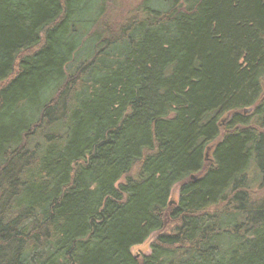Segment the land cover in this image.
Returning <instances> with one entry per match:
<instances>
[{
  "label": "trees",
  "instance_id": "obj_1",
  "mask_svg": "<svg viewBox=\"0 0 264 264\" xmlns=\"http://www.w3.org/2000/svg\"><path fill=\"white\" fill-rule=\"evenodd\" d=\"M119 3L0 0V264H264V0Z\"/></svg>",
  "mask_w": 264,
  "mask_h": 264
},
{
  "label": "rangeland",
  "instance_id": "obj_2",
  "mask_svg": "<svg viewBox=\"0 0 264 264\" xmlns=\"http://www.w3.org/2000/svg\"><path fill=\"white\" fill-rule=\"evenodd\" d=\"M119 2H120L119 8L123 12L126 9L130 8L131 6L137 4L138 0H119ZM177 200H178V187H175L171 193V198H170L171 204L176 203ZM154 239L155 238L151 239L149 243L143 245L142 247L132 249L131 253L139 258L142 257L143 255H148L150 252L149 244L151 241H154Z\"/></svg>",
  "mask_w": 264,
  "mask_h": 264
},
{
  "label": "water",
  "instance_id": "obj_3",
  "mask_svg": "<svg viewBox=\"0 0 264 264\" xmlns=\"http://www.w3.org/2000/svg\"><path fill=\"white\" fill-rule=\"evenodd\" d=\"M209 151H210V148H207V150H206V159H208L207 157H208ZM192 179H193V177H192Z\"/></svg>",
  "mask_w": 264,
  "mask_h": 264
}]
</instances>
